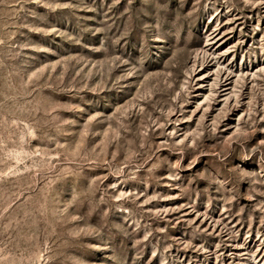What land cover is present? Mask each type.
<instances>
[{
  "label": "rangeland",
  "instance_id": "obj_1",
  "mask_svg": "<svg viewBox=\"0 0 264 264\" xmlns=\"http://www.w3.org/2000/svg\"><path fill=\"white\" fill-rule=\"evenodd\" d=\"M0 264H264V0H0Z\"/></svg>",
  "mask_w": 264,
  "mask_h": 264
}]
</instances>
